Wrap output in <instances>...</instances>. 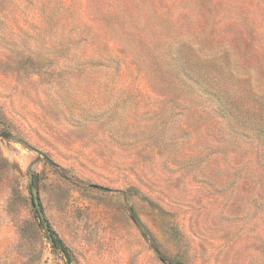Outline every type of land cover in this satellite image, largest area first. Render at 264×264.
Masks as SVG:
<instances>
[{"label": "rangeland", "instance_id": "rangeland-1", "mask_svg": "<svg viewBox=\"0 0 264 264\" xmlns=\"http://www.w3.org/2000/svg\"><path fill=\"white\" fill-rule=\"evenodd\" d=\"M264 264V0H0V264Z\"/></svg>", "mask_w": 264, "mask_h": 264}, {"label": "water", "instance_id": "water-1", "mask_svg": "<svg viewBox=\"0 0 264 264\" xmlns=\"http://www.w3.org/2000/svg\"><path fill=\"white\" fill-rule=\"evenodd\" d=\"M28 182H29V185L31 187L32 199H33L35 208L38 211L39 215L41 216V219L43 220V224H44V227H45V230H46L47 239H48L49 243L53 247V238H52V235L50 233V228L48 226V222L46 221V219H45V217L43 215V212H42V209H41V206H40V202H39V199H38V196H37V191H36V189L34 187L31 186L32 177H31L30 174H29V177H28Z\"/></svg>", "mask_w": 264, "mask_h": 264}, {"label": "trees", "instance_id": "trees-1", "mask_svg": "<svg viewBox=\"0 0 264 264\" xmlns=\"http://www.w3.org/2000/svg\"><path fill=\"white\" fill-rule=\"evenodd\" d=\"M36 213H37V216H38L40 223L44 227L43 220L41 219V216L39 215L37 210H36ZM51 233H52V231H51ZM52 238H53V249L62 252L64 255L65 264H70V252H69L68 248L66 247V245L62 242V240L60 238L55 237V236H52Z\"/></svg>", "mask_w": 264, "mask_h": 264}]
</instances>
